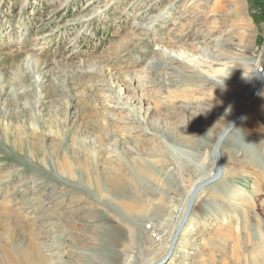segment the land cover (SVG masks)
<instances>
[{"label": "rangeland", "instance_id": "374dc122", "mask_svg": "<svg viewBox=\"0 0 264 264\" xmlns=\"http://www.w3.org/2000/svg\"><path fill=\"white\" fill-rule=\"evenodd\" d=\"M263 72L264 0H0V264L159 260ZM219 152L171 264H264V77Z\"/></svg>", "mask_w": 264, "mask_h": 264}, {"label": "water", "instance_id": "95a60500", "mask_svg": "<svg viewBox=\"0 0 264 264\" xmlns=\"http://www.w3.org/2000/svg\"><path fill=\"white\" fill-rule=\"evenodd\" d=\"M263 77H264V72L261 74V77L259 78V82L257 84V87L252 92L249 99L246 101L245 107L243 108L242 113L239 114V116L236 118V120L234 122H232L231 124H229V126H227V128L224 130V132L218 138L217 144H216L215 149H214V160H215V166H216L215 171L213 172L212 175H210L205 180L201 181L199 184L194 186V188L191 190V192L188 195L182 216H181V218H180V220H179V222L175 228V231L173 233L172 238L170 239L169 246H168L166 252L164 253V255L159 260H157L153 264H167L169 262V260L172 257V253H173V250L175 248V245L177 243V239L179 237V234H180L181 230L183 229V226L188 221V218H189V215L192 211L193 203H194V200H195L197 193L199 192V190L201 188H203V187H205V186H207V185H209V184H211V183H213L219 179L221 172H222L221 158L219 157L221 142L228 136V134L234 128L236 123L239 120H241V118L243 116H245V114L247 113L253 98L256 96V94L258 93V91L262 85Z\"/></svg>", "mask_w": 264, "mask_h": 264}, {"label": "bare ground", "instance_id": "6f19581e", "mask_svg": "<svg viewBox=\"0 0 264 264\" xmlns=\"http://www.w3.org/2000/svg\"><path fill=\"white\" fill-rule=\"evenodd\" d=\"M261 75V74H260ZM260 75H259V78H260ZM259 78H258V80H257V84H258V82H259ZM257 87V86H256ZM255 90V88H253V90L252 91H254ZM251 94V93H250ZM251 96V95H250ZM250 96H246L242 101H241V103L243 104V107L241 108H239V110H238V112H237V114L235 115V113L233 114V115H231V117L229 116V124L230 123H232L235 119H236V117L239 115V113L242 111V109L244 108V106H245V103H246V101L249 99V97ZM246 99V100H245ZM228 123H226V125L228 124ZM229 126V125H228ZM225 128V127H224ZM224 128H223V130H224ZM223 130L222 131H220L216 136H215V141H214V143H213V145H215L216 144V142L218 141V138L220 137V135L223 133ZM219 157L221 158V155H219ZM214 169H216V166L215 165H213L212 166V170H214ZM93 185L94 186H96V187H98V188H100V185H99V181H96V182H93ZM189 220V219H188ZM184 227V226H183ZM190 230L191 231H193V228L192 227H190ZM43 244V247L45 248V250L46 251H48L49 250V245L48 244H46L45 242L44 243H42ZM192 245V244H191ZM188 249L189 250H187V254H190V253H192L193 251V248L190 246V245H188ZM191 249V250H190ZM184 249H182V248H180L179 250H178V252H182ZM32 252L33 253V256L35 257V259L36 260H39L40 262H42V263H45V260H46V257H45V255H48V254H45L44 252H40L39 250H37V249H34V248H31V249H29V252ZM25 255H28V254H21L20 255V257H23V256H25ZM178 255H172V257H171V262L175 259V257H177ZM10 260H11V258H10ZM24 262H25V264H29V261H27V260H24ZM171 262H169L168 264H171ZM19 263V262H18Z\"/></svg>", "mask_w": 264, "mask_h": 264}]
</instances>
